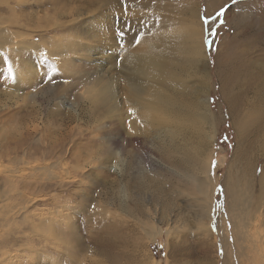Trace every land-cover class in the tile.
<instances>
[{"label": "rangeland", "instance_id": "rangeland-1", "mask_svg": "<svg viewBox=\"0 0 264 264\" xmlns=\"http://www.w3.org/2000/svg\"><path fill=\"white\" fill-rule=\"evenodd\" d=\"M6 1L7 4L0 5V17L3 15L1 18L17 23L7 25L5 22L3 26L24 35L27 42L39 43L38 48L50 50L54 41L68 45L71 39L79 42V47L91 48L92 53L81 69L92 78L116 77L117 65L113 63L122 58L124 51H134L127 48V33H136L145 21L152 19V13L144 7H119L112 12V19L105 17L106 21L92 23L94 36L88 38L83 33L89 28L86 24L68 21L65 0ZM198 1L201 55L195 53L194 63L188 65L185 63L188 55L183 50L179 52V63L170 71L174 74L173 85L167 93L172 115L191 124L183 121L182 132L172 136L173 140L184 139L198 152L206 148L212 151L213 169L208 181L213 189L211 223L210 219L199 220L184 211L185 201L176 194L178 189L169 168L181 173L183 165L179 164L181 161L175 166L166 164L159 149L162 138L171 136L164 132L158 134V128L153 130L154 127L150 128L152 132L143 133L146 116L160 123L162 115L144 114L145 119L141 118L138 125L131 127L127 136L126 132L112 126L118 122L121 127L130 128L124 115L131 111L121 96H118L119 112L109 114V108L103 112L84 100L85 87L77 86L76 76L63 72L47 55L33 49L13 56L11 51L0 49V251L5 247L11 248L9 252L14 249L10 264H109L94 253L96 247L107 243L115 245L113 252L119 264H124L125 254L132 256V264H264L256 250L251 247L249 251L246 244L238 247L239 259L234 258L227 246L233 237L224 221L228 219L227 202L221 198L219 189L224 188L225 178L238 177L242 186L248 178L240 171L244 157L236 158L240 155L237 148H245L242 146L245 139L237 137L235 119L221 96L217 77L218 72L224 74L230 47L235 55L236 52L240 55L244 43L255 47L247 59L264 66V44L260 45L257 39H264V9L258 0H211L213 6L206 12L204 0ZM88 2L72 0L70 6H88ZM98 11L105 15L104 8ZM134 45L131 46L134 48ZM218 59L222 66L217 65ZM255 63L252 69L257 73ZM14 75L19 79L14 80ZM263 76L264 73L259 75L261 85L257 82L259 88L255 89L262 113ZM123 85L122 81H117V86ZM246 98L243 103L254 101L253 94ZM242 109L245 112L244 106ZM162 110L165 111L164 107ZM207 119L212 121V126L207 125ZM210 137L213 138L207 139ZM111 151H120L115 171L111 170L112 164L105 163ZM263 167L261 157L257 168ZM139 182L144 189H138ZM254 189L257 197L264 201V173ZM168 193L175 198L171 202L172 209L161 213L159 205ZM139 211L144 212L143 216ZM9 212L16 215L10 216ZM3 213L9 214L5 216L10 223L2 219ZM199 221L202 222L194 223ZM260 225L256 230L264 237V224ZM56 236L69 245L52 244L58 241ZM220 239L225 242L221 243ZM209 245H212L210 256L213 259L204 254ZM27 246L32 247L33 256L27 259L24 256L28 255H24L21 261H15L16 255L27 252ZM260 246L264 251V244ZM219 250H226L225 258Z\"/></svg>", "mask_w": 264, "mask_h": 264}, {"label": "bare ground", "instance_id": "bare-ground-1", "mask_svg": "<svg viewBox=\"0 0 264 264\" xmlns=\"http://www.w3.org/2000/svg\"><path fill=\"white\" fill-rule=\"evenodd\" d=\"M71 1L72 0H65L66 10L65 7L64 10L65 12H68L67 18L70 19H68V21H70V23L74 22L75 24H86L89 28L84 30L83 33L85 37L88 38L94 36L92 33L93 30L91 28V24L94 22L101 23L103 20H105V17L111 18L112 12H114V10L118 9L119 7H144L145 9H149L152 13V16H150L152 19L145 21L139 31L136 33H127L126 39L129 41L127 48L128 50L132 48L134 51H124L122 58L117 63H113L114 66L117 65V68L115 67L116 77H114V75H110L111 77L106 78L105 76L92 78V75L90 76L89 74L82 72V69L84 68L83 62L88 61L91 48L79 47V42L71 41L70 39V43L68 45H62L61 42L54 41V44L50 50L48 47L46 50H43L42 48H38L39 43L38 45H35L34 43L29 42L30 40L27 42L24 35L14 30L9 31L10 29H6L3 26L5 22L8 25L10 23L12 24V22L15 24L17 21L9 19L5 20L4 18H1L3 15L0 17V49L4 51H11L13 56L15 54L18 56V54L22 51H32L33 49L37 50L39 53H43V56L47 55L48 58H51L54 64L59 65L62 68L63 72L73 73L74 76H76L75 83H77V86L83 85L85 87L84 96L86 98L83 97L84 100L88 101L91 106L100 107L103 112H105L107 108H109V114L113 111L116 113L119 112L121 110V105L119 103L118 96H121L124 102H126L125 104L127 105V109L131 111L130 114L127 113L126 116L124 115V120L129 123L130 128L125 129V127L118 125V122L112 123V126L116 127L120 131L126 132L125 135L127 136L130 135L129 133L131 132V127H135V125H138L142 119H145L144 114L148 115L149 113L154 112L159 116L162 115L160 123L150 121L148 116H146V120L143 121V133L147 134L152 132L150 128L154 127L153 130L158 128V134H160L159 132H164L166 135L171 136L168 139L162 138L159 149L161 158L164 162H166V164L175 166L177 162L181 161L179 164L183 165L181 173L176 171L174 172L169 168V170L172 171L171 178L178 189L176 194L179 198L185 201L184 211H189L188 213H192V215L199 220L210 219L211 223L212 218L210 211L213 206V189H211L212 187L209 186L208 181L210 178V170L213 169L212 151L206 148L204 151L198 152L194 145L189 146L187 143L188 141L186 142L184 139H180L179 141L173 140L172 136H176L177 133L182 132L180 129L183 128V121H185V123L188 125L191 124L180 116L174 117L172 115V104L167 93L171 90L170 88L173 85L174 74L170 73V71H173V68L179 63V52L183 50L184 53L188 55V59L185 61V63L188 65L194 63L195 59L193 56L195 53L201 55L203 43L200 41L202 36L200 37L199 31V26H201V12L198 9L201 8L199 1L87 0L89 1L88 6L79 4L72 7L70 6L72 4L70 3ZM258 1H260V4H262L260 5L261 8L264 9V0ZM6 2V0H0V5L7 4ZM59 4H62V2H59ZM204 6L205 11L207 10L210 12L213 2L211 0H204ZM9 8L12 7L10 6ZM102 8L105 10V15L100 14L99 12L101 11H98ZM205 17L208 18L207 15ZM230 22L231 21H228V23ZM231 24L235 26L237 25V23L234 22H231ZM79 27L81 26L79 25ZM71 28L70 30L73 29ZM95 32L97 31L95 30ZM68 35L70 34H67V36ZM64 39L66 40V38ZM257 39L259 40L260 45L264 44V39ZM66 41L68 43V40ZM132 44H135L134 48L131 46ZM244 44V49H241L242 53H240V51L238 52L240 55H237V52L235 55L234 49L230 47L231 50L228 51L226 56L227 62L224 63V74L218 72L217 77L218 80H220L221 96L229 108L231 116H233L235 119L234 126L236 128L235 130L237 137L245 139L244 144H242V146L245 148H237L240 155L237 154L236 158L239 159V156L244 157L241 159L243 166L241 167L240 171L243 173L244 177L245 175L247 176L248 181L244 184V186H242L238 177L233 178L231 176L228 178V180L225 178L224 182L226 183L224 188L222 189L220 186L219 192L221 198L227 202L228 219L224 218V221L227 225V228L232 230L233 239L228 244H226L231 248L234 258L239 259L241 257L239 256L240 253H237L238 247H240L242 244H246L249 251L251 250V247L254 248L258 254V257L264 261L263 247L260 246L261 244H264V237L263 234L262 236L260 235L261 231L256 230V227L259 228L261 227L260 224H264V201L257 197L256 190L254 189L255 183L257 184L261 180L264 173V167L260 170L257 168L259 158L262 157L264 160V138H260V135L264 136V113L260 111L261 107H259L257 104L258 90L255 91L256 88H259L257 86V82L259 85V75L264 73V66L256 64L254 61H249L247 59V57L254 52L255 47ZM115 45L117 46L118 44ZM98 53L100 52L98 51ZM71 55H73L72 58L69 57ZM105 59H107V62L110 64V59L108 57ZM74 62L77 63V65L74 64ZM254 63L257 65V67H254L257 73L253 72L252 69ZM217 65L222 66L219 59L217 60ZM16 79H19L18 75H14V80ZM117 81H122L124 85L117 86ZM250 94H253L254 101L249 102L246 100V102L243 103V100L247 99L246 97ZM242 106L245 107V112H243ZM163 107L165 111L162 110ZM251 115H255V117H250ZM236 118H238L240 121L236 120ZM179 122L181 123L178 125ZM212 124V121L208 120L207 125L212 126ZM206 137L207 136L203 137V139L205 140ZM212 138L213 137L207 139L211 140ZM257 142L260 143L258 144ZM119 155L120 151L112 152L111 155L105 159L106 164H112V171L117 169V166L120 162ZM175 158H178V160H175ZM177 166L178 165H176V167ZM228 173L230 175L232 174L230 170ZM140 183L142 182L138 183L140 186L138 189H144L145 186ZM193 198H198V200H192ZM174 200L175 198L171 197L170 193H168L166 198L159 205L161 213L170 211L172 209L171 202ZM183 212H181L180 215H182ZM139 213L142 216L144 214V212L141 211H139ZM3 214H1L2 219H4L6 223H10V219L8 218V220L5 216L9 214ZM14 215H16V213L11 214L10 216ZM200 222L202 221L194 223ZM42 225L44 226L45 224L42 223ZM34 228L38 227L34 226ZM53 229L55 230V227ZM149 231H152L151 228H149ZM50 233L52 234V232ZM63 233H65V231ZM57 237L58 236H56V240L60 239H57ZM154 237L155 234L153 235L152 239H154ZM220 241L221 243L225 242L224 239H220ZM258 241L261 243L259 246L257 245ZM49 242L51 243V241ZM53 243L69 245V242L65 241L64 239L58 240L57 242H52V244ZM78 244H80V242ZM223 246L225 245L223 244ZM114 247L115 245L113 243L103 244L96 247L94 249V253L104 262L109 264H119V258L113 252ZM211 247L212 245L205 247L204 254L206 257L213 259V257L210 256ZM5 248L2 252L0 251V264H10L12 259L11 253L14 249L9 252L11 248L9 250ZM25 249L27 250V254L24 252L16 255L15 261H21L24 255H28L24 256L27 257V259H30L31 256H33L34 251L32 250L31 246H27ZM219 251L222 254V258H225L226 250ZM243 255L246 256L247 254L243 252ZM131 257V255L125 254L122 258L124 264H132L134 260H132ZM225 262H228V260L225 259Z\"/></svg>", "mask_w": 264, "mask_h": 264}, {"label": "snow or ice", "instance_id": "snow-or-ice-1", "mask_svg": "<svg viewBox=\"0 0 264 264\" xmlns=\"http://www.w3.org/2000/svg\"><path fill=\"white\" fill-rule=\"evenodd\" d=\"M219 14H222V12L221 13H218V15ZM121 38H123V29L121 30ZM134 39V38H133Z\"/></svg>", "mask_w": 264, "mask_h": 264}]
</instances>
